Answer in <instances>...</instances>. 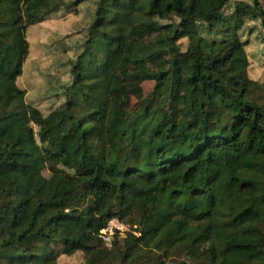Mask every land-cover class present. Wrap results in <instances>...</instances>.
Segmentation results:
<instances>
[{"label":"trees","instance_id":"16d2710c","mask_svg":"<svg viewBox=\"0 0 264 264\" xmlns=\"http://www.w3.org/2000/svg\"><path fill=\"white\" fill-rule=\"evenodd\" d=\"M89 1L72 82L44 115L17 85L25 32ZM247 22L264 30L260 0H0V264L76 253L83 264H264V104L248 76ZM140 27L160 34L172 63L117 140L112 67ZM183 55L190 96L216 120L179 130L160 106ZM111 218L131 231L106 247L98 234Z\"/></svg>","mask_w":264,"mask_h":264},{"label":"rangeland","instance_id":"374dc122","mask_svg":"<svg viewBox=\"0 0 264 264\" xmlns=\"http://www.w3.org/2000/svg\"><path fill=\"white\" fill-rule=\"evenodd\" d=\"M62 1L66 3L73 0ZM233 3L228 7L229 10ZM260 3L264 7V0H260ZM93 10L92 1L77 8L63 7L44 22L28 27L25 32L28 55L17 85L25 92V102L44 115L61 104L62 92L72 82L71 62L84 49L85 32ZM240 35L249 61L248 76L261 86V89L253 91V97L264 104V30L257 22H247ZM180 43L181 51L184 52L186 41ZM174 58L179 70L174 75L171 98L160 106L165 118L172 120L179 130L198 128L204 117L215 121L213 108L202 95L196 92L191 97L189 94L190 88L186 84L190 71L189 59L184 55ZM171 63L172 58L167 54L160 34L150 33L147 27L136 29L123 42L114 59L111 81L112 95L117 98V124L114 127L117 140L124 138L121 134L128 114L141 108V101L152 92L154 77L168 70ZM32 127L36 132V126ZM127 140L126 133L124 141ZM42 174L50 176L47 169ZM122 224L125 226L124 232L113 235L111 242L115 236L124 239L131 231L129 226ZM171 261L165 263L177 264L175 260ZM56 262L83 264L84 256L82 253L61 255Z\"/></svg>","mask_w":264,"mask_h":264},{"label":"built area","instance_id":"2783aa9c","mask_svg":"<svg viewBox=\"0 0 264 264\" xmlns=\"http://www.w3.org/2000/svg\"><path fill=\"white\" fill-rule=\"evenodd\" d=\"M125 226L118 218L109 219L105 226L99 231L98 237L102 240L106 247H110L111 238L116 233L121 234L124 232Z\"/></svg>","mask_w":264,"mask_h":264}]
</instances>
